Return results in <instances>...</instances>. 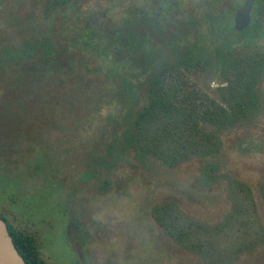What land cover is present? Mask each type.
I'll return each mask as SVG.
<instances>
[{
	"label": "trees",
	"instance_id": "obj_1",
	"mask_svg": "<svg viewBox=\"0 0 264 264\" xmlns=\"http://www.w3.org/2000/svg\"><path fill=\"white\" fill-rule=\"evenodd\" d=\"M87 1L0 0V21L8 27L0 30V146L25 150L44 127L65 135L98 123L111 135L109 153L122 143L141 164L173 168L215 156L221 133L256 116L264 0H253L242 30L234 19L246 0H206L201 16L186 18L180 0H107L93 7ZM208 72L220 78L218 98L198 81ZM214 169L204 165L207 182L215 179ZM233 187L228 225L238 223L239 236L238 228L253 224L254 202L244 183ZM151 213L179 246L201 245L196 242L206 230L175 202ZM0 218L27 264H47L35 235ZM230 245V254L243 251L234 240Z\"/></svg>",
	"mask_w": 264,
	"mask_h": 264
},
{
	"label": "rangeland",
	"instance_id": "obj_2",
	"mask_svg": "<svg viewBox=\"0 0 264 264\" xmlns=\"http://www.w3.org/2000/svg\"><path fill=\"white\" fill-rule=\"evenodd\" d=\"M89 1L92 7L108 4ZM205 1L180 0L182 17L201 16ZM6 28L0 21V30ZM219 80L213 72L198 78L214 98ZM259 89L256 116L221 133L215 156L173 168L141 164L122 143L109 153L111 135L98 123L65 135L44 127L41 139L25 150L0 146V214L35 235L47 264H264V73ZM114 132L119 135L117 127ZM207 163L215 164L210 182L202 172ZM238 181L250 188L254 202L253 224L238 228L239 236L238 223L228 225ZM165 201L206 230L200 246H179L155 222L152 209ZM230 240L243 251H226Z\"/></svg>",
	"mask_w": 264,
	"mask_h": 264
},
{
	"label": "water",
	"instance_id": "obj_3",
	"mask_svg": "<svg viewBox=\"0 0 264 264\" xmlns=\"http://www.w3.org/2000/svg\"><path fill=\"white\" fill-rule=\"evenodd\" d=\"M253 0H246L234 19V26L237 30H242L250 21V11ZM0 264H27L18 253L9 235L4 221L0 218Z\"/></svg>",
	"mask_w": 264,
	"mask_h": 264
},
{
	"label": "flooded vegetation",
	"instance_id": "obj_4",
	"mask_svg": "<svg viewBox=\"0 0 264 264\" xmlns=\"http://www.w3.org/2000/svg\"><path fill=\"white\" fill-rule=\"evenodd\" d=\"M3 216V215H2ZM4 217V216H3ZM6 219V218H5ZM7 220V219H6ZM8 222V221H7ZM4 223H5V221H4ZM5 225H6V223H5Z\"/></svg>",
	"mask_w": 264,
	"mask_h": 264
}]
</instances>
